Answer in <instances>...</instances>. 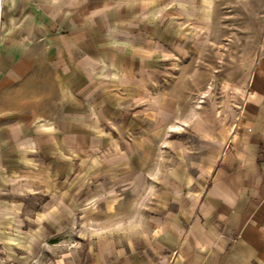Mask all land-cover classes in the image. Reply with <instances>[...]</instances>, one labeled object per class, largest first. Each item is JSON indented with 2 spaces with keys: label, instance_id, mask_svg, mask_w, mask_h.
Wrapping results in <instances>:
<instances>
[{
  "label": "crops",
  "instance_id": "1",
  "mask_svg": "<svg viewBox=\"0 0 264 264\" xmlns=\"http://www.w3.org/2000/svg\"><path fill=\"white\" fill-rule=\"evenodd\" d=\"M218 3L1 0L0 246L34 244L26 230L63 226L84 194L131 191L104 180L137 179L138 197H152L138 210L148 235L73 264H264V43L195 152L170 169L159 157L171 86Z\"/></svg>",
  "mask_w": 264,
  "mask_h": 264
},
{
  "label": "rangeland",
  "instance_id": "2",
  "mask_svg": "<svg viewBox=\"0 0 264 264\" xmlns=\"http://www.w3.org/2000/svg\"><path fill=\"white\" fill-rule=\"evenodd\" d=\"M215 16L207 37L199 40L202 51L194 54L192 68L188 64L179 69L177 84L171 86L177 109L175 116L171 110L162 114L163 123L171 125L167 130L163 126L160 134L161 168L170 169L177 158L195 152L194 147L201 144V133L197 131L221 122L231 106L229 96L234 84L248 81L256 52L264 43V0H219ZM156 167L157 170L159 166ZM128 172L137 170L131 167ZM100 183L103 191H131L116 197L103 192L98 199L84 194L81 211L66 214L63 226L55 227L58 222L52 220L48 226L26 230L34 244L18 245L15 250L0 246V264L82 263L93 248H101L108 241L120 247L128 240L138 242L142 234L148 235L139 223L143 212L138 210L150 212L152 197H138L142 182L136 179L128 184L108 180ZM145 185L147 190L154 188L152 181ZM26 253L35 256L29 259Z\"/></svg>",
  "mask_w": 264,
  "mask_h": 264
},
{
  "label": "built area",
  "instance_id": "3",
  "mask_svg": "<svg viewBox=\"0 0 264 264\" xmlns=\"http://www.w3.org/2000/svg\"><path fill=\"white\" fill-rule=\"evenodd\" d=\"M0 7H1V0H0Z\"/></svg>",
  "mask_w": 264,
  "mask_h": 264
}]
</instances>
